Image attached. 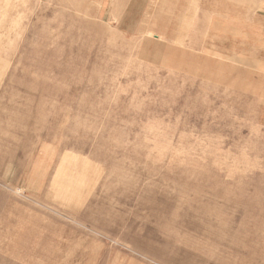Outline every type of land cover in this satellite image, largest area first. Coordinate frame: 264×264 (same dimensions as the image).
<instances>
[{
	"label": "rangeland",
	"instance_id": "1",
	"mask_svg": "<svg viewBox=\"0 0 264 264\" xmlns=\"http://www.w3.org/2000/svg\"><path fill=\"white\" fill-rule=\"evenodd\" d=\"M262 1L0 0V264H264Z\"/></svg>",
	"mask_w": 264,
	"mask_h": 264
},
{
	"label": "crops",
	"instance_id": "2",
	"mask_svg": "<svg viewBox=\"0 0 264 264\" xmlns=\"http://www.w3.org/2000/svg\"><path fill=\"white\" fill-rule=\"evenodd\" d=\"M262 4H263V7H262V8H263V11H264V0L262 1ZM262 4H261V5H262Z\"/></svg>",
	"mask_w": 264,
	"mask_h": 264
}]
</instances>
